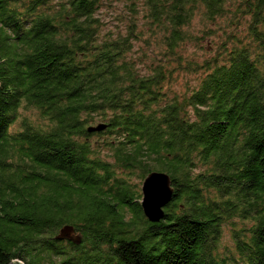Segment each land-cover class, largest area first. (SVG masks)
Listing matches in <instances>:
<instances>
[{
  "label": "trees",
  "instance_id": "1",
  "mask_svg": "<svg viewBox=\"0 0 264 264\" xmlns=\"http://www.w3.org/2000/svg\"><path fill=\"white\" fill-rule=\"evenodd\" d=\"M114 1L135 15L138 0ZM140 1L165 30V63L148 75L127 58L132 22L99 38L100 0H0V264H264V0ZM232 2L248 17L245 41L167 96L184 26ZM20 108L45 122L12 129ZM94 121L106 127L89 131ZM101 135L112 161L91 141ZM156 170L174 193L152 223L116 172ZM64 225L79 244L57 237Z\"/></svg>",
  "mask_w": 264,
  "mask_h": 264
},
{
  "label": "rangeland",
  "instance_id": "2",
  "mask_svg": "<svg viewBox=\"0 0 264 264\" xmlns=\"http://www.w3.org/2000/svg\"><path fill=\"white\" fill-rule=\"evenodd\" d=\"M140 2L138 0L136 3L134 8L136 11L133 15L123 1L100 0L94 16L98 19L99 38L125 35L128 25L132 22L139 38L132 40L133 48L127 54V58L134 61L136 69L142 75H148L156 65L165 63L166 49L162 42L163 33L160 32H165V30L160 29L159 31L148 23V19L144 15L145 7ZM227 9L225 15L213 20L207 19L202 10L196 11L191 22L184 26L185 40L176 49V54L173 56L180 58L179 63H182L183 67L177 65L178 67L173 69L172 75L166 79L167 96L190 92L197 84V76L201 72L198 68L199 65H202L205 60L221 54L225 49L236 46L238 42L245 41L248 17L242 11L237 12L233 2L228 3ZM18 113L19 116L12 129L19 128L22 119L36 123L45 122L39 118L34 109L20 108ZM100 122L102 121H94L90 125ZM112 140L111 135L93 136L91 139L100 154L110 161L113 159L107 142ZM116 175L129 181L141 194L143 179H139L135 174L128 175V173L121 176L120 171L116 172ZM228 229V225L223 228L222 251L228 250L233 245Z\"/></svg>",
  "mask_w": 264,
  "mask_h": 264
},
{
  "label": "water",
  "instance_id": "3",
  "mask_svg": "<svg viewBox=\"0 0 264 264\" xmlns=\"http://www.w3.org/2000/svg\"><path fill=\"white\" fill-rule=\"evenodd\" d=\"M105 124H97L88 127L89 131H100ZM173 187L168 173L164 171H151L148 173L141 185L140 206L144 217L152 223L159 222L164 217V207L171 201ZM58 238L66 239L74 244L82 240L80 233H76L72 225H64L58 231ZM9 264H22L18 260H12Z\"/></svg>",
  "mask_w": 264,
  "mask_h": 264
}]
</instances>
